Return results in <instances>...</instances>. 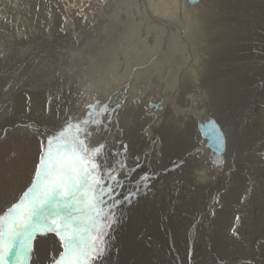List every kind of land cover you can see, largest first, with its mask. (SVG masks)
<instances>
[{
	"label": "bare ground",
	"instance_id": "6f19581e",
	"mask_svg": "<svg viewBox=\"0 0 264 264\" xmlns=\"http://www.w3.org/2000/svg\"><path fill=\"white\" fill-rule=\"evenodd\" d=\"M5 12L16 25L0 20V33L40 34L44 55L15 66L33 75L0 76V210L30 185L41 139L100 101L111 116L87 142L135 168L122 194L148 177L116 208L104 264H264V209L237 204L264 190V0H20ZM206 106L226 133L222 170L201 153L193 113ZM231 221L238 238L222 240ZM62 250L38 234L28 264Z\"/></svg>",
	"mask_w": 264,
	"mask_h": 264
},
{
	"label": "snow or ice",
	"instance_id": "6c2138e0",
	"mask_svg": "<svg viewBox=\"0 0 264 264\" xmlns=\"http://www.w3.org/2000/svg\"><path fill=\"white\" fill-rule=\"evenodd\" d=\"M109 107L100 101L88 104L81 119L68 117L58 130L41 139L30 185L16 202L0 210V264H28L34 239L46 233H54L63 248L53 264H104L106 237L117 223L116 208L125 201L131 204L140 194L139 185L148 179L141 177L135 191L122 194L124 180L130 179L135 168L124 161L105 164L106 145L87 142L93 129L104 127L102 117L111 116ZM206 135L222 152L226 133L214 121L208 122ZM121 147L127 149L126 144ZM185 163L181 160L178 166ZM238 231L232 230L233 238H238ZM218 260L232 264L227 257Z\"/></svg>",
	"mask_w": 264,
	"mask_h": 264
},
{
	"label": "rangeland",
	"instance_id": "374dc122",
	"mask_svg": "<svg viewBox=\"0 0 264 264\" xmlns=\"http://www.w3.org/2000/svg\"><path fill=\"white\" fill-rule=\"evenodd\" d=\"M9 1L12 4H15L16 7L20 6V0H9ZM7 2L0 5V20H4V21L8 20V22L11 23L12 25H16V23L13 22L12 17H7V13L5 12L7 6H11V3L9 4ZM36 9H39V7L37 6ZM115 9H116V3L113 5L112 8V13L116 19L117 14ZM116 24L118 26V19L116 20ZM3 29L4 27L0 25V30ZM32 39L35 41V43L25 41V36L20 31H17L12 36L4 35L0 33V76L15 77L20 75V77H23L25 75L26 76L33 75V73H29L25 71H23L20 74L21 69H17L15 67L18 63L22 62L24 59H27L29 57H30L29 61H39L42 59V56L44 55L43 50H41L42 47L38 44V42L40 41V34H38L37 36L34 35ZM25 45H32L33 47L25 48ZM34 75L39 76L40 73ZM139 104L140 102L137 105L133 103V105L135 106H138ZM144 110L146 109L144 108ZM240 183L242 184L244 190L248 191V182L243 181ZM262 193H263L262 196L258 195L257 200L246 205H243L244 200L242 197H240L239 203H237L238 206L240 207V210H244V209L251 210L256 208L255 212H261L264 209V190L262 191ZM227 214H230L234 219L233 216L234 214L232 211ZM234 226L235 224H233L231 221L228 228L222 231V237H221L222 240H223V235L231 232ZM263 230H264V226L261 225L260 231Z\"/></svg>",
	"mask_w": 264,
	"mask_h": 264
},
{
	"label": "water",
	"instance_id": "95a60500",
	"mask_svg": "<svg viewBox=\"0 0 264 264\" xmlns=\"http://www.w3.org/2000/svg\"><path fill=\"white\" fill-rule=\"evenodd\" d=\"M189 2V4H195L197 3L199 0H192V2H190V0H187ZM155 105H159V104H154ZM154 108H160V107H154ZM204 113L201 112H194L193 115L195 116L197 122H196V128L200 134V140H199V144L202 146V155H206L208 158V161L210 162V164L212 165L213 168H215L216 170H222L224 165H225V151H226V145H227V141H226V136H225V144H224V148L222 152H217L215 149L214 144L212 143L211 139L206 135L207 132V128H208V122L209 121H214L217 125V127L222 131V127L221 125L218 123V121L212 116L211 114V109L209 107H204ZM219 161V162H217Z\"/></svg>",
	"mask_w": 264,
	"mask_h": 264
}]
</instances>
